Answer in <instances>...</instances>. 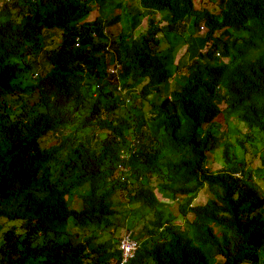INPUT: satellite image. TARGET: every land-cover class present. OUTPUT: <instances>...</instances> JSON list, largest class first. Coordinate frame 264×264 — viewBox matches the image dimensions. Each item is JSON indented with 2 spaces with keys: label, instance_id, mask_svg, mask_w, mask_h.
Returning <instances> with one entry per match:
<instances>
[{
  "label": "trees",
  "instance_id": "16d2710c",
  "mask_svg": "<svg viewBox=\"0 0 264 264\" xmlns=\"http://www.w3.org/2000/svg\"><path fill=\"white\" fill-rule=\"evenodd\" d=\"M137 2L0 0V264L119 260V190L140 239L128 264H264V0ZM190 22L187 63L174 50Z\"/></svg>",
  "mask_w": 264,
  "mask_h": 264
},
{
  "label": "rangeland",
  "instance_id": "374dc122",
  "mask_svg": "<svg viewBox=\"0 0 264 264\" xmlns=\"http://www.w3.org/2000/svg\"><path fill=\"white\" fill-rule=\"evenodd\" d=\"M194 1L196 3V6H198V7L201 6V1L202 0H194ZM215 2H217V0H207L208 6L211 9H212L213 6H215ZM130 3H131L130 7L133 10L138 9L137 0H130ZM113 8L114 7L112 6V8L110 7L108 9H111V11L115 10ZM96 10L97 9H95V16L97 14H99V12L96 11ZM100 13H101V11H100ZM106 16H108V13H107ZM150 17H152V19L157 21L158 25H161L164 28H167L168 21L166 20L164 14H156V15H152ZM148 24H149V22L146 19H144L143 23L140 25L139 28H137L135 30L134 33L137 34V33H141L142 31H145L148 28ZM192 24H193V22H190L188 24L189 27L187 28V30L185 32V39L187 40V43H186L185 39H180V41L177 43L176 49L174 50V58H175V60H179L180 58H182L183 61H186L187 63H191L192 62V57L190 56V54L188 52V49H187L188 45L190 44L191 37L195 36L196 33H197L195 31V29L193 27H191ZM125 25H126V23L122 20L121 22H119V24H116L115 26L107 27V28H108V31L111 32L112 35L115 37V36H118L119 32L122 31V29H124L123 26H125ZM204 30H202V32ZM169 44L170 43L167 40V38L163 37L162 38L161 49L162 50L167 49L169 47ZM113 68L114 67L111 66L110 67V71H112ZM92 81L94 82V79ZM151 100H153L155 102H159L158 96H153ZM143 105H144L143 107L145 108V110H148L149 109V105H150V101L149 100L144 101ZM230 124H232V125H235V124L236 125H241L242 123L231 121ZM150 126H151V130H152L153 134H155L157 132V130H158V127H159V125L157 124V121L156 122H151ZM248 133H249L248 128L245 127L244 124H242L241 125V132L240 133L237 132L236 134L230 135V139L233 140L234 137H240V136L248 137ZM254 136H255L256 144L258 146L259 145H263V150H261V152H263L264 151V131H256L254 133ZM50 142L51 143L55 142V139H51L49 141V143ZM238 154L242 155V151L239 150V149H238ZM223 164L224 163H223V159H222V151L221 150L216 151V152H214L213 154L210 155L209 162H208V167L211 170H218L219 168H221L223 166ZM259 164H260V160L256 159L254 164H253V168H252L251 171L255 172L254 169L256 168V166H259ZM259 176L260 177H257L258 178L257 181H258V183L260 185H262L264 187V176H261V175H259ZM87 188H88V185H86L84 188H81V189L73 191L74 193L77 194V195L72 197L73 199H75V202L73 200V204L75 206H79L81 204V201L79 199V195L78 194L80 193V191L82 189H85V191H86ZM81 192H84V191H81ZM251 194H253L251 191H249V190L245 191V195H246L245 197H248ZM158 196H159V198H162L161 195H158ZM207 198H208V194L206 192V188H204V189L200 190V192L198 193L197 197L195 198L194 204L205 203L207 201ZM162 199L165 201L164 202V209H165L166 213L171 215L172 217H175L173 219L174 222L182 223L184 221V218H183V215L179 212V209H178L179 201H169L170 199H167L165 196H163ZM112 200H113L115 209L117 210V214L115 216V220H116L117 224L120 225L119 228L114 231V238L115 239H119L120 235H122L128 229L127 224H129L128 220L130 218V208L132 206L129 203L126 190H119L118 192H116V194L113 195V199ZM144 212H145V209H144ZM148 218H152V215H150L149 217L147 216L146 220L143 221V222H146L148 220ZM4 221H6V220H3L2 222H4ZM143 222L139 223V225H142ZM8 224H10V223H6L5 225H8ZM128 230H130V229H128ZM108 264H114V263L111 260V261H109Z\"/></svg>",
  "mask_w": 264,
  "mask_h": 264
},
{
  "label": "clouds",
  "instance_id": "9594fccd",
  "mask_svg": "<svg viewBox=\"0 0 264 264\" xmlns=\"http://www.w3.org/2000/svg\"><path fill=\"white\" fill-rule=\"evenodd\" d=\"M201 30H204V27H202ZM216 56H220V53L219 52H216ZM225 60L226 61H229V58L228 57H225ZM113 67L114 68L112 70H114V71H110V72H112L114 74H117L118 73V70H119L118 68L120 67V65L119 64H116ZM160 199H162V198H160ZM173 201H179L180 202V199L178 198V199L173 200ZM194 201H195V199H194ZM163 202H165V201L163 200ZM178 209H179V203H178ZM164 211H165V209H164ZM179 212H180V210H179ZM165 214H166L167 217H170L172 220L175 218V217H172L171 215L167 214L166 211H165ZM148 219H151V218H148ZM184 221L182 223H176L173 220V222L176 223V224H184ZM128 229L122 235H120V237H119L118 240H119V242H127L130 245H132L134 242H136V244H137L136 249L135 250L132 249L130 252L125 253V249L124 248H122L120 245L114 244V250H115L116 254H118V259H119V260L113 259V263L114 264H128L129 261H131L137 255L136 254L137 253V250L140 247V239L137 237V231L136 230H134V229L133 230L132 229L128 230Z\"/></svg>",
  "mask_w": 264,
  "mask_h": 264
},
{
  "label": "built area",
  "instance_id": "2783aa9c",
  "mask_svg": "<svg viewBox=\"0 0 264 264\" xmlns=\"http://www.w3.org/2000/svg\"><path fill=\"white\" fill-rule=\"evenodd\" d=\"M136 246H137L136 242H134L132 245L128 244L127 242H124V244L121 247L124 248L125 253H127V252H130L132 249L135 250Z\"/></svg>",
  "mask_w": 264,
  "mask_h": 264
},
{
  "label": "bare ground",
  "instance_id": "6f19581e",
  "mask_svg": "<svg viewBox=\"0 0 264 264\" xmlns=\"http://www.w3.org/2000/svg\"><path fill=\"white\" fill-rule=\"evenodd\" d=\"M123 244H124V242H119V244H118V245L122 246Z\"/></svg>",
  "mask_w": 264,
  "mask_h": 264
}]
</instances>
